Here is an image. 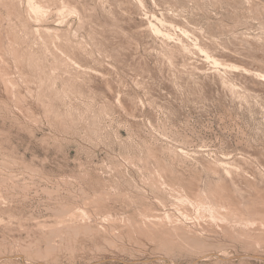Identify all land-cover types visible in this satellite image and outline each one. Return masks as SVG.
<instances>
[{
    "label": "rangeland",
    "instance_id": "obj_1",
    "mask_svg": "<svg viewBox=\"0 0 264 264\" xmlns=\"http://www.w3.org/2000/svg\"><path fill=\"white\" fill-rule=\"evenodd\" d=\"M0 264H264V0H0Z\"/></svg>",
    "mask_w": 264,
    "mask_h": 264
},
{
    "label": "bare ground",
    "instance_id": "obj_2",
    "mask_svg": "<svg viewBox=\"0 0 264 264\" xmlns=\"http://www.w3.org/2000/svg\"><path fill=\"white\" fill-rule=\"evenodd\" d=\"M33 1V0H32ZM28 3V2H27ZM40 6V5H39ZM34 7V6H33ZM70 9V8H69ZM79 9V8H78ZM29 10V9H28ZM38 11V10H37ZM35 12V11H34ZM43 12V11H42ZM71 12H73V10L71 11ZM89 14V13H88ZM83 15V14H82ZM90 15V14H89ZM83 17H85V16H83ZM41 20V19H40ZM90 24V23H89ZM91 26V25H90ZM45 33V32H44ZM50 33V32H49ZM100 39V38H99ZM102 41V40H101ZM100 46V45H99ZM101 48V47H100ZM215 61V60H214ZM80 67V66H79Z\"/></svg>",
    "mask_w": 264,
    "mask_h": 264
}]
</instances>
